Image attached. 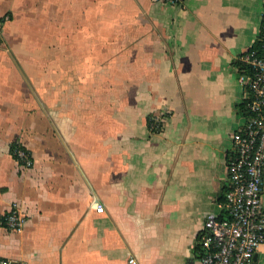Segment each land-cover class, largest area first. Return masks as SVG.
<instances>
[{
  "label": "crops",
  "instance_id": "0c3cea01",
  "mask_svg": "<svg viewBox=\"0 0 264 264\" xmlns=\"http://www.w3.org/2000/svg\"><path fill=\"white\" fill-rule=\"evenodd\" d=\"M262 11V0H0V259L200 264L242 123L233 64ZM150 116L165 118L160 132ZM13 208L18 232L1 223Z\"/></svg>",
  "mask_w": 264,
  "mask_h": 264
},
{
  "label": "built area",
  "instance_id": "2783aa9c",
  "mask_svg": "<svg viewBox=\"0 0 264 264\" xmlns=\"http://www.w3.org/2000/svg\"><path fill=\"white\" fill-rule=\"evenodd\" d=\"M160 4L182 6L184 0H153ZM260 29L253 46L240 55L236 62L248 70L234 67L242 87L241 103L246 117L231 134L230 149L226 158V185L222 196L227 218L210 215L197 236L200 264H255L254 257L264 244V213L261 196L264 180V0ZM2 24L0 22V47ZM165 125L163 116L148 117L150 132H160ZM12 157L25 168L32 166L31 155L21 147L12 150ZM24 218L13 208L2 219V226L18 232L24 226ZM0 264H24L11 259H0ZM128 264H136L134 259Z\"/></svg>",
  "mask_w": 264,
  "mask_h": 264
},
{
  "label": "trees",
  "instance_id": "16d2710c",
  "mask_svg": "<svg viewBox=\"0 0 264 264\" xmlns=\"http://www.w3.org/2000/svg\"><path fill=\"white\" fill-rule=\"evenodd\" d=\"M253 48L255 50H261V43L260 42H255L254 45H253ZM234 67H237L239 69V71H246L248 70V68L241 64L240 62H234ZM236 111H237V115L238 117H246L247 116V112L245 110V105L244 104H239L237 107H236ZM219 202L220 204L223 206L224 205V200H223V196L220 197L219 199ZM220 219H225L227 218V215H226V212L223 208L222 210V214L221 216L219 217ZM195 253L197 254V257L199 258V254H200V251H199V248L197 246L196 250H195Z\"/></svg>",
  "mask_w": 264,
  "mask_h": 264
}]
</instances>
